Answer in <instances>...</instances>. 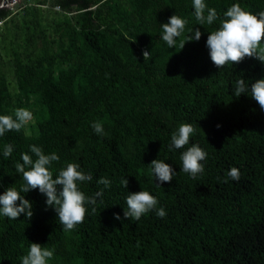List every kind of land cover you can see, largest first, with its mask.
I'll list each match as a JSON object with an SVG mask.
<instances>
[{"label": "trees", "instance_id": "obj_1", "mask_svg": "<svg viewBox=\"0 0 264 264\" xmlns=\"http://www.w3.org/2000/svg\"><path fill=\"white\" fill-rule=\"evenodd\" d=\"M205 3L221 19L235 3L264 10V0ZM174 14L189 21L188 35L200 29L199 41L168 48L162 24ZM0 22V115L15 118L17 108L33 115L20 132L0 137V194L25 183L14 164L25 152L36 159L33 144L60 156L53 178L79 164L93 177L80 190H103L96 211L85 205L84 222L71 231L38 189L21 193L33 216L0 215V264H21L31 242L54 249L48 264H264V110L250 90L234 95L241 77L249 88L264 78V62L217 68L206 41L219 20L197 24L193 0H21L0 6ZM96 121L103 134L93 130ZM183 123L196 133L169 150ZM6 143L14 148L7 159ZM193 144L208 153L196 179L181 171V154ZM154 159L176 171L170 183L157 184ZM232 167L240 179L224 183ZM142 190L157 198L164 218L155 210L124 218L126 197Z\"/></svg>", "mask_w": 264, "mask_h": 264}, {"label": "clouds", "instance_id": "obj_2", "mask_svg": "<svg viewBox=\"0 0 264 264\" xmlns=\"http://www.w3.org/2000/svg\"><path fill=\"white\" fill-rule=\"evenodd\" d=\"M194 16L199 25H212L215 21H220L217 30L210 32L207 37L206 47L209 49V55L214 65L221 69L228 65L238 64L245 58L255 57L264 62V10L253 14L244 10L240 4L235 3L228 7L223 13V19L218 16L215 8L208 7L205 0H193ZM205 13H207L205 15ZM189 21L182 19L177 15L169 17L167 23L162 24V40L166 42L168 48L183 49L186 42L199 41L201 31L199 28L194 30L193 27H187ZM144 60L150 59V53L143 52ZM250 96L264 110V78L258 79L249 85L245 83L244 78L236 81L234 95L239 97L243 93H249ZM15 118L11 115H0V137L6 132H20L29 121L33 119L31 111L26 108H17L14 113ZM92 128L97 134H103L104 128L99 121L92 123ZM219 126V125H218ZM196 133V128L190 123H183L179 126L177 132H173L169 150L181 149L190 143V136ZM14 151L11 143L3 146V157L5 159L12 156ZM30 151L36 157L33 160L28 153L21 154L23 163L16 162L14 169L17 173L22 174L25 181L17 190L16 188H7L0 194V215L10 220L19 219L23 213L30 220L33 216L32 203L21 193H28L30 190L38 189L40 193L46 196V205L53 207L58 214V219L63 225L64 231H71L78 224L84 222L86 216L85 205H91L92 211H96L95 205L97 198L103 195V190L97 191L93 196H87L80 190L79 184L90 182L93 177L90 173H84L79 164L69 163L66 167L61 168L53 178V172L50 170L54 162L60 161V156L53 152L46 155L42 148L36 145L30 146ZM208 153L198 145L193 144L181 154L182 168L181 171L189 174L193 179L202 175L204 164L201 161L207 159ZM152 173L155 179L161 185L164 182L170 183L176 171L171 165L164 161L154 159L151 162ZM28 166L29 170H25ZM228 178L238 181L240 171L232 167L227 171L223 182L227 183ZM3 178L0 177V184ZM98 184L104 185L105 188L111 186L108 178L101 177L97 180ZM128 179L121 178L120 184L127 188ZM19 201V203H17ZM159 201L148 191L130 192L126 197L127 210L124 211L125 219L140 220L143 215L155 210L158 217L164 218L166 211L163 207L157 208ZM116 219H121L119 214H115ZM54 258V249L42 247L41 244L31 242L27 255L21 258V264H48Z\"/></svg>", "mask_w": 264, "mask_h": 264}, {"label": "water", "instance_id": "obj_3", "mask_svg": "<svg viewBox=\"0 0 264 264\" xmlns=\"http://www.w3.org/2000/svg\"><path fill=\"white\" fill-rule=\"evenodd\" d=\"M17 0H0V6L2 7H10L12 6Z\"/></svg>", "mask_w": 264, "mask_h": 264}, {"label": "built area", "instance_id": "obj_4", "mask_svg": "<svg viewBox=\"0 0 264 264\" xmlns=\"http://www.w3.org/2000/svg\"><path fill=\"white\" fill-rule=\"evenodd\" d=\"M17 1H18V0H17ZM17 1H16V2H17ZM16 2H15V3H16ZM15 3H14V4H15ZM14 4H13V5H14ZM13 5H12V6H13ZM12 6H11V7H12ZM1 23H2V22H0V24H1Z\"/></svg>", "mask_w": 264, "mask_h": 264}, {"label": "rangeland", "instance_id": "obj_5", "mask_svg": "<svg viewBox=\"0 0 264 264\" xmlns=\"http://www.w3.org/2000/svg\"><path fill=\"white\" fill-rule=\"evenodd\" d=\"M18 1H21V0H18ZM18 1H17V2H18ZM10 7H11V6H10Z\"/></svg>", "mask_w": 264, "mask_h": 264}]
</instances>
